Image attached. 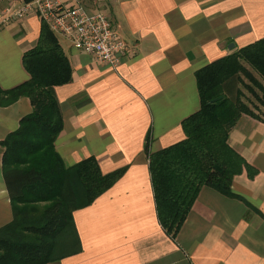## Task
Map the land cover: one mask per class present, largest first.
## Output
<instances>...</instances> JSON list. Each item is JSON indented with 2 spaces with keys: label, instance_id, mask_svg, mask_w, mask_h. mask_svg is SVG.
<instances>
[{
  "label": "crops",
  "instance_id": "0c3cea01",
  "mask_svg": "<svg viewBox=\"0 0 264 264\" xmlns=\"http://www.w3.org/2000/svg\"><path fill=\"white\" fill-rule=\"evenodd\" d=\"M95 3L133 53L112 70L55 35L72 69V81L54 89L63 121L55 149L67 168L94 157L102 174L125 172L72 213L80 250L48 264H264L263 123L242 115L228 137L256 175L234 177L238 198L203 187L175 241L158 222L144 153L147 134L152 153L184 138L181 122L200 107L198 70L264 38V0ZM39 31L34 14L0 29L2 90L29 80L22 57ZM31 110L27 97L0 107V142ZM2 152L0 229L12 220Z\"/></svg>",
  "mask_w": 264,
  "mask_h": 264
},
{
  "label": "trees",
  "instance_id": "16d2710c",
  "mask_svg": "<svg viewBox=\"0 0 264 264\" xmlns=\"http://www.w3.org/2000/svg\"><path fill=\"white\" fill-rule=\"evenodd\" d=\"M22 63L29 80L0 88V107L27 97L32 108L0 142L12 208V220L0 229V264H48L80 250L72 213L110 189L125 168L102 174L94 157L67 168L56 152L63 121L54 89L72 81V69L44 23ZM195 80L200 107L181 122L184 138L153 153L148 134L144 144L156 216L173 241L203 187L238 198L231 191L234 177L256 175L228 137L242 115L264 124V38L198 70Z\"/></svg>",
  "mask_w": 264,
  "mask_h": 264
},
{
  "label": "built area",
  "instance_id": "2783aa9c",
  "mask_svg": "<svg viewBox=\"0 0 264 264\" xmlns=\"http://www.w3.org/2000/svg\"><path fill=\"white\" fill-rule=\"evenodd\" d=\"M34 14L74 50L116 70L133 53L109 16L90 10L82 0H0V29Z\"/></svg>",
  "mask_w": 264,
  "mask_h": 264
},
{
  "label": "rangeland",
  "instance_id": "374dc122",
  "mask_svg": "<svg viewBox=\"0 0 264 264\" xmlns=\"http://www.w3.org/2000/svg\"><path fill=\"white\" fill-rule=\"evenodd\" d=\"M82 3L90 10H100V8H98V5L95 3V0H82ZM246 100H248L253 105L256 104L253 98H251L248 94H246Z\"/></svg>",
  "mask_w": 264,
  "mask_h": 264
},
{
  "label": "water",
  "instance_id": "95a60500",
  "mask_svg": "<svg viewBox=\"0 0 264 264\" xmlns=\"http://www.w3.org/2000/svg\"><path fill=\"white\" fill-rule=\"evenodd\" d=\"M218 99H220V98H218ZM214 101H217V99L216 100H213L212 102H214Z\"/></svg>",
  "mask_w": 264,
  "mask_h": 264
}]
</instances>
